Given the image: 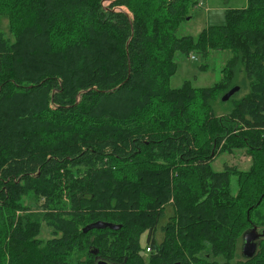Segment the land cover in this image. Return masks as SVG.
<instances>
[{
    "label": "trees",
    "instance_id": "1",
    "mask_svg": "<svg viewBox=\"0 0 264 264\" xmlns=\"http://www.w3.org/2000/svg\"><path fill=\"white\" fill-rule=\"evenodd\" d=\"M201 1L0 0V264H264V0L177 37ZM214 52V88L170 87Z\"/></svg>",
    "mask_w": 264,
    "mask_h": 264
},
{
    "label": "rangeland",
    "instance_id": "2",
    "mask_svg": "<svg viewBox=\"0 0 264 264\" xmlns=\"http://www.w3.org/2000/svg\"><path fill=\"white\" fill-rule=\"evenodd\" d=\"M109 5V3H105V6ZM247 5L248 0H202L192 10V18L186 20L178 29L176 36L179 38L190 36L197 39L206 28L226 25V12L228 10L243 9ZM10 29L9 17L0 15V34L9 37ZM229 58V52H214L208 58L197 60L178 53L174 60L177 65V72L170 80V87L176 90L182 88L185 84H191L198 89L214 88L219 83L222 68ZM202 66H206V70H202ZM252 163L253 159L245 151H237L233 154L221 155L213 162L212 167L215 171H223L226 168L247 171L252 167ZM232 189L235 193L238 191V182L235 178L232 179ZM29 206L33 205L30 204ZM168 212L170 213V210ZM165 221H163V224ZM50 238H52V230L43 225L40 239L47 241ZM161 238L162 235L158 231V241H161ZM141 243L143 246L146 245V235L142 237Z\"/></svg>",
    "mask_w": 264,
    "mask_h": 264
},
{
    "label": "water",
    "instance_id": "3",
    "mask_svg": "<svg viewBox=\"0 0 264 264\" xmlns=\"http://www.w3.org/2000/svg\"><path fill=\"white\" fill-rule=\"evenodd\" d=\"M240 91L239 87H235L232 90H230L227 94H225L222 98L223 102H228L235 94H237ZM110 228L112 230H119L121 227L114 226L111 224H104V223H98L95 225H92L84 230L85 233H88L89 231L93 229H106ZM261 235H258V227H253L250 232L245 234L244 240H245V247H244V254L247 258H253L258 252L259 245L257 244V240ZM262 236H264V233H262Z\"/></svg>",
    "mask_w": 264,
    "mask_h": 264
},
{
    "label": "flooded vegetation",
    "instance_id": "4",
    "mask_svg": "<svg viewBox=\"0 0 264 264\" xmlns=\"http://www.w3.org/2000/svg\"><path fill=\"white\" fill-rule=\"evenodd\" d=\"M253 228V227H252ZM251 228V229H252ZM262 233H264V230L262 229V230H260V229H258V235H261L259 238H258V240H257V244L259 245L260 243H261V241L264 239V236H262ZM245 241L243 242V244H242V248H241V252H242V256H245V254H244V247H245Z\"/></svg>",
    "mask_w": 264,
    "mask_h": 264
},
{
    "label": "built area",
    "instance_id": "5",
    "mask_svg": "<svg viewBox=\"0 0 264 264\" xmlns=\"http://www.w3.org/2000/svg\"><path fill=\"white\" fill-rule=\"evenodd\" d=\"M193 60H195L196 58L195 57H192ZM148 252H150V249H148Z\"/></svg>",
    "mask_w": 264,
    "mask_h": 264
}]
</instances>
